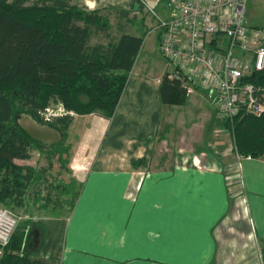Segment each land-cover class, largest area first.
<instances>
[{"label":"crops","instance_id":"obj_1","mask_svg":"<svg viewBox=\"0 0 264 264\" xmlns=\"http://www.w3.org/2000/svg\"><path fill=\"white\" fill-rule=\"evenodd\" d=\"M72 1L146 20L150 6L163 18L155 11L163 0H141L143 11L138 0ZM263 7L248 1L246 25L264 28ZM134 68L112 118L75 113L62 168L80 193L67 214L40 219L33 256L42 264H264V155L240 157L224 119L209 111L201 108L205 124L185 121L174 108L191 93L182 105L163 103L169 64L157 75ZM206 134L220 142L205 146Z\"/></svg>","mask_w":264,"mask_h":264},{"label":"trees","instance_id":"obj_2","mask_svg":"<svg viewBox=\"0 0 264 264\" xmlns=\"http://www.w3.org/2000/svg\"><path fill=\"white\" fill-rule=\"evenodd\" d=\"M130 14L86 10L72 0H0V207L20 217L29 215L21 217L9 243L0 246V264H42L33 256L41 247L35 251L30 247L34 228L43 236L42 222L33 219L35 210L59 216L74 206L81 188L75 179L66 182L52 175L49 167L16 160L31 159L32 152L39 150L49 166L57 155L67 168L66 132L74 115L44 120L41 112L52 103H61L76 114L114 116L146 33V19ZM110 15L117 18L121 31L125 20L135 32L114 36ZM137 19L142 26H137ZM246 80L264 86V71H255ZM160 96L165 104L182 105L187 90L167 72ZM23 116L59 131L58 147L51 150L33 137L21 122ZM223 119L240 157L264 155V116L241 111L233 119Z\"/></svg>","mask_w":264,"mask_h":264},{"label":"built area","instance_id":"obj_3","mask_svg":"<svg viewBox=\"0 0 264 264\" xmlns=\"http://www.w3.org/2000/svg\"><path fill=\"white\" fill-rule=\"evenodd\" d=\"M249 0H167L170 16L156 17L160 51L169 62V78L181 82L187 94L197 87L211 90L219 113L233 119L244 111L264 116V86L246 80L264 71V28L246 25ZM147 13L155 12L148 6ZM228 38L227 45L221 37ZM46 121L75 115L63 104L42 112ZM20 216L0 207V246H6Z\"/></svg>","mask_w":264,"mask_h":264},{"label":"rangeland","instance_id":"obj_4","mask_svg":"<svg viewBox=\"0 0 264 264\" xmlns=\"http://www.w3.org/2000/svg\"><path fill=\"white\" fill-rule=\"evenodd\" d=\"M156 13H160L161 16H163V18H168L170 16V8L167 5V0H163L160 5L158 7H156L155 9ZM261 14L264 15V7L263 9L260 10ZM146 16V15H145ZM149 17L148 20H146V33L144 36V41L142 44V47L139 51V54L137 56L136 59V63H135V68L134 70L138 71V70H142L144 72H149L150 74H161L162 72L165 71V68L167 66V64H169L168 60L163 56L162 52L160 51V42H159V31L154 30L153 27L157 24V20L154 17L153 13H148L147 18ZM111 18V22L113 25V29H112V34L114 36L119 35L118 33H122V31H128V32H135V28L127 23V21H123V25H124V29H122V31L119 29V27L117 26V18L114 15H110ZM146 18V17H145ZM136 21V20H135ZM137 26H142L141 22L137 19L136 21ZM153 24V25H151ZM151 25V26H150ZM148 27V28H147ZM144 29V26H143ZM141 32L142 31L141 29ZM102 41H106L107 39L104 37H99ZM97 40H99L97 37H95L93 39L94 42H96ZM221 44L222 45H227L228 43V38L223 35L220 39ZM170 69V66H169ZM203 89V88H202ZM199 89L196 90V92L194 91V93H191V96L188 98L187 104L184 106H178L175 107V112H181L183 113L184 117H185V121H189L191 119L198 120V124H205L206 122V117L202 114V110L204 111H209L210 116H212V114H214L215 119H220L222 120L223 117L221 116V114L219 113V107L220 104L218 101H215L213 99V97L211 96V94H209L208 92H205L204 90ZM193 96H195V100L194 102L192 101ZM193 102V104H192ZM57 103H52L51 106H55ZM192 108V109H190ZM187 113V114H186ZM213 117V119H214ZM188 118V119H186ZM23 125L25 126V128L31 133V135L37 139H39L43 144H45L48 148H51V150H55V148L58 147L57 143L60 141L61 136L59 134V132L55 131L53 128L39 123L37 121H35L32 117L30 116H23V118H21ZM212 119V120H213ZM210 122L209 126H213L214 121ZM79 121L83 122V119L81 118ZM78 128V127H77ZM226 131V130H225ZM229 130H227L228 132ZM73 136H75L76 134H72ZM215 136V134L213 135ZM75 139V137H74ZM97 139H93L92 141L95 143ZM202 141H204V144L206 146V144H208L210 142V147L213 148L214 145H216V142H220V138H217L214 140H212L211 138L208 137V135H205V138L203 136ZM189 142H191V139H189L187 141V144L185 145L187 148H190V144ZM57 145V146H56ZM208 146V145H207ZM20 163H31L37 167H49L50 170L49 172L52 175H56L59 176V178L64 179L66 182H70L72 179L70 178V175L67 171H64L60 162L58 161V157L57 155H55L53 157L52 160V164L51 166H49V161L47 156L40 152L39 150H34L32 153V158L29 160H25V161H20ZM63 170V171H62ZM48 179H50V181L52 180L51 176H48ZM46 184L43 185V188H45ZM47 191L44 190V193H46ZM27 216L29 215H25V216H21L22 219L23 218H27ZM46 216V213L41 211H36L35 210V214L33 219L34 220H40L42 217ZM3 253V250L0 247V255Z\"/></svg>","mask_w":264,"mask_h":264},{"label":"water","instance_id":"obj_5","mask_svg":"<svg viewBox=\"0 0 264 264\" xmlns=\"http://www.w3.org/2000/svg\"><path fill=\"white\" fill-rule=\"evenodd\" d=\"M138 3L140 5V9L141 11L144 10L145 4L141 1L138 0ZM31 239H30V247L32 248V250H37L39 249V247L41 246L42 243V236H41V232L38 228H34L31 232Z\"/></svg>","mask_w":264,"mask_h":264}]
</instances>
